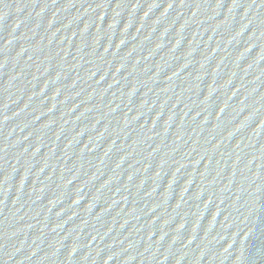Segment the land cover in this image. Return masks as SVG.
I'll use <instances>...</instances> for the list:
<instances>
[{"label": "water", "instance_id": "obj_1", "mask_svg": "<svg viewBox=\"0 0 264 264\" xmlns=\"http://www.w3.org/2000/svg\"><path fill=\"white\" fill-rule=\"evenodd\" d=\"M0 264H264V0H54L0 115Z\"/></svg>", "mask_w": 264, "mask_h": 264}]
</instances>
